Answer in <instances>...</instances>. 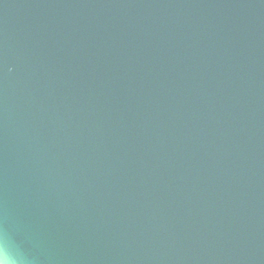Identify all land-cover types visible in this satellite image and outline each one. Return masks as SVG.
I'll list each match as a JSON object with an SVG mask.
<instances>
[{"label": "water", "instance_id": "obj_1", "mask_svg": "<svg viewBox=\"0 0 264 264\" xmlns=\"http://www.w3.org/2000/svg\"><path fill=\"white\" fill-rule=\"evenodd\" d=\"M264 264V0H0V262Z\"/></svg>", "mask_w": 264, "mask_h": 264}, {"label": "clouds", "instance_id": "obj_2", "mask_svg": "<svg viewBox=\"0 0 264 264\" xmlns=\"http://www.w3.org/2000/svg\"><path fill=\"white\" fill-rule=\"evenodd\" d=\"M0 264H8L7 261L0 262Z\"/></svg>", "mask_w": 264, "mask_h": 264}]
</instances>
